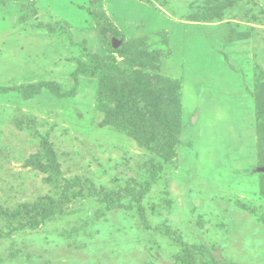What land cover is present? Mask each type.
<instances>
[{"label":"rangeland","instance_id":"374dc122","mask_svg":"<svg viewBox=\"0 0 264 264\" xmlns=\"http://www.w3.org/2000/svg\"><path fill=\"white\" fill-rule=\"evenodd\" d=\"M30 2L0 0V264H185L187 246L200 264H264V0ZM98 9L138 63L106 45ZM53 24L130 84L134 71L147 75L138 112L168 124L170 160L104 122L102 81L75 77L89 58ZM42 82L53 86L14 90ZM47 147L59 176L31 163H49ZM64 180L73 184L59 210L18 215L58 200Z\"/></svg>","mask_w":264,"mask_h":264},{"label":"trees","instance_id":"16d2710c","mask_svg":"<svg viewBox=\"0 0 264 264\" xmlns=\"http://www.w3.org/2000/svg\"><path fill=\"white\" fill-rule=\"evenodd\" d=\"M22 1V0H16ZM28 3V7H33L34 3L30 2V0H26ZM94 20L97 26L100 28L102 33V38L104 39L107 46L110 47V50L114 53L120 54L125 58V64L132 66L138 62L133 60L132 56H130L129 51L126 49V45L122 44L119 48H114L113 39L116 36V32H114L110 26H108L107 19L105 14H103L99 9L93 12ZM33 19V10L32 8L27 9L25 15L21 17V20L24 22L31 21ZM109 27V28H108ZM47 29L52 33H55L60 36H68L71 41H73V45L82 48L85 53V57L89 58V62H81L78 70L75 72V77L79 76H89L93 78H99L102 81L103 87L99 90V101L105 102L104 110L106 112V118L104 122L106 124L115 125L118 129L126 133L127 135L133 137L139 144L144 147L152 148L154 155L164 159L170 160L174 152L171 149L170 137L171 133L169 132V126L166 122H155L154 119H149V117L142 116L141 113L138 112V98L140 95V90L143 88L150 92L149 84L147 79V75L143 71H134L132 73L135 78V82L130 84L128 81L127 75L125 74V70L122 66L115 65L111 59L104 58L99 59L97 62L94 60V57L89 54L88 49L85 44L83 46L81 44H77L73 40V35L66 28L65 25H48ZM146 53V52H145ZM147 55V54H146ZM142 56L145 57V54L142 52ZM141 55H137V57L143 59ZM101 61V62H100ZM141 64V62H139ZM125 74L124 78L122 75ZM107 85H110V89H107ZM53 86L52 83L42 82L38 85H30L24 88L17 87L14 90L20 93H30L34 92L42 87H48L51 89ZM261 93V92H260ZM258 95V109L261 114L264 115V90ZM147 118V119H146ZM264 127V120L262 123ZM264 145V137L263 144ZM48 150L47 156L49 163H43V158L39 156H35L31 161L33 165H36L43 172H51L55 176H59L60 169L57 161V156L54 153L52 148L47 147ZM261 166L264 167V158L262 160ZM263 185H264V174H262ZM58 180V179H57ZM80 184L78 180L74 185ZM73 182L69 180H64L60 184L61 187V197L56 199H41L36 205L33 206H24L23 210L18 212V215L23 216H31L34 214L35 217H40L41 219H45L53 212L59 210L61 205L67 200V197L70 196V188ZM142 194L139 196V200H141ZM139 213L141 214V223L147 229H151L152 226L148 221L146 211L143 209L142 205L139 202ZM160 233L165 234L171 238H174L175 232L168 226H163L160 228H156ZM183 244V243H181ZM185 254L179 255V260L184 262L185 264H200L198 261L194 251L190 250L187 246L185 248ZM207 264H230L226 260H217L215 258H211V261H208Z\"/></svg>","mask_w":264,"mask_h":264},{"label":"water","instance_id":"95a60500","mask_svg":"<svg viewBox=\"0 0 264 264\" xmlns=\"http://www.w3.org/2000/svg\"><path fill=\"white\" fill-rule=\"evenodd\" d=\"M121 42L118 41L117 39H113V45H114V48H118L120 46ZM194 120V119H193ZM264 172V170H262Z\"/></svg>","mask_w":264,"mask_h":264}]
</instances>
